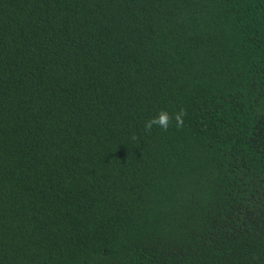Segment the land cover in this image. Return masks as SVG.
Here are the masks:
<instances>
[{
  "label": "trees",
  "instance_id": "trees-1",
  "mask_svg": "<svg viewBox=\"0 0 264 264\" xmlns=\"http://www.w3.org/2000/svg\"><path fill=\"white\" fill-rule=\"evenodd\" d=\"M0 264H264V0H0Z\"/></svg>",
  "mask_w": 264,
  "mask_h": 264
},
{
  "label": "clouds",
  "instance_id": "clouds-1",
  "mask_svg": "<svg viewBox=\"0 0 264 264\" xmlns=\"http://www.w3.org/2000/svg\"><path fill=\"white\" fill-rule=\"evenodd\" d=\"M187 115L186 110L181 109L179 112L170 114L167 110H160L159 113L145 121L144 131L146 133H151L154 127L161 129L162 131H167L175 121V126L177 129H180L184 125V117ZM133 140H137L138 137L133 134Z\"/></svg>",
  "mask_w": 264,
  "mask_h": 264
}]
</instances>
